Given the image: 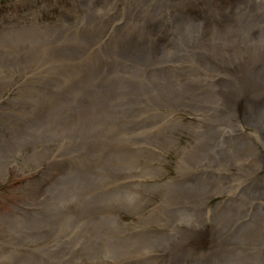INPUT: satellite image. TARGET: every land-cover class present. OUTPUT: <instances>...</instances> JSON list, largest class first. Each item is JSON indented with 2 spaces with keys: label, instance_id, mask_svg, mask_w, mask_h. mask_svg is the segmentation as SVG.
I'll use <instances>...</instances> for the list:
<instances>
[{
  "label": "rangeland",
  "instance_id": "obj_1",
  "mask_svg": "<svg viewBox=\"0 0 264 264\" xmlns=\"http://www.w3.org/2000/svg\"><path fill=\"white\" fill-rule=\"evenodd\" d=\"M126 1L128 0H0V56L20 54L13 60L5 58L6 63L0 68L1 74L13 77L12 83L7 87L0 85V107L13 108L30 102L36 104L34 101L42 97V92L38 89L41 84L52 81L54 85L61 86L70 80L71 74L76 75L70 81V96L63 100L64 108L67 105L72 114L67 116L61 109V115L55 119L58 126L65 127L71 135H80L82 140L78 137L74 140H78L84 149L82 162H79L67 152L56 157L50 156L46 153V149H50L43 146L40 150L46 163L43 165L46 174L38 175L35 170L29 176L28 171L17 177L5 175L0 182V212L9 210V206L4 204L13 203L14 206L10 205V209L15 211V218L8 228V234L0 221V253L7 254L10 258L7 264H264V172H254L245 184L240 181L237 190L231 187L230 179H240L238 170L234 174H229L230 171L210 172L200 169L195 158L189 160L186 174L178 180L168 181L167 176L176 169L171 165L177 164L180 157L179 154H173V149L165 154L161 169L152 158V165L148 168L150 162H147L140 173L125 163L129 159L132 161L131 156H126L125 147L128 145L129 148L131 145L137 146L146 155L152 151L149 125L146 123L149 112L153 110L152 102L154 109L158 111L163 105H180V112L176 117L200 122L199 116L185 111L183 104L189 99L180 98L185 93L172 95L173 87H165L173 84L171 74L173 79H180L174 71H162L165 81L160 82L163 86L160 94L112 95L110 92L98 102L86 98L77 106L74 96L82 82L79 74L83 72L77 64H68L64 68L61 64L56 65L57 72L37 75L42 80L40 84L30 88L25 86L30 77H36L28 69L31 64L29 62L44 63L39 56L45 54L35 51V56H26L28 62L21 63L25 57L21 55L23 51L39 49L44 45L48 52L58 51L63 58H70L76 52L65 49L78 42L76 38L79 33L83 32L88 38L96 36V32L97 35L100 34L101 27L98 30L92 28L94 21L101 22L97 18L98 13L117 14L115 17L118 21L115 24L105 20L101 22L109 33L123 23L121 13H126ZM153 1L154 8H158L161 0ZM237 1L183 0L181 7L167 13L174 15L179 10L178 15L183 12L187 16L196 15L198 12L210 11L212 7H227ZM202 2L208 3L209 7L199 9ZM111 3L120 9L117 12L111 11L108 7ZM82 13L86 14L84 20L81 19ZM161 21L155 17L150 23L146 22V29L155 30L152 35L147 34L151 36L148 41L145 36L135 40L136 36L131 34L123 39L122 44L127 46L133 39L142 47L153 44L155 48H162L164 56L170 58L172 48L181 44V41H171L170 32L166 34V29L168 31L171 28L162 25ZM18 26L21 29L17 30ZM143 27L144 25L140 26V30ZM89 28L93 29L91 33L86 32ZM15 29L17 34H22L21 38L11 34ZM30 41L33 42L30 44ZM97 46L98 44L93 45L94 48ZM102 47L104 43L101 44L100 48ZM164 48L167 49V54ZM104 53L101 51L98 54L102 66L107 63ZM79 55L87 62L94 52L85 47ZM46 61L48 64L51 62ZM53 68L55 66L51 69ZM41 69L50 67L41 66ZM8 89L19 91L14 102L8 99L13 95V92H5ZM193 104L198 106L197 102ZM6 111L10 113L12 122L19 126V132L42 139V131L47 124L46 115H49L46 111H37L30 119L22 115L16 118L15 113ZM21 118L36 123L37 129L33 134ZM122 125L134 128L124 133L123 136L127 139L123 145L118 146L117 151L114 146L101 142V131ZM231 126L237 132L245 134L238 123ZM0 129L5 134V129ZM54 130L59 131L56 128ZM216 133H224L223 127L211 129L206 136L211 137ZM65 138L57 137V145L51 147L52 152L63 151L67 147ZM244 138L246 139V135ZM136 140L140 142L137 144ZM184 140V135H180L179 144H184ZM192 145H195L194 142ZM242 145L243 143L237 144L231 139L226 141L225 138L220 143L222 149L231 148L232 153L236 154L238 150L240 153L245 152L247 146ZM120 152L122 156L116 158ZM33 154L39 159L41 152H35L30 145H23L20 154L15 155L14 160L11 159L9 163L14 162L13 165L21 167L25 164L26 155L30 157ZM219 158L227 162L229 154L223 150ZM259 163V160H255L253 167ZM80 166L81 176L74 180L69 170ZM218 166L221 168L223 164ZM122 171L128 173L123 185L118 182L113 185L106 193L108 198L106 195L98 197V192L88 190L89 187L92 190L101 187L105 193V180L112 175L116 177ZM153 172L155 175H152ZM57 182L61 187L72 185L75 188L70 199L65 197ZM169 182L174 183V186ZM13 184L23 188H13L11 193H7L11 191L8 186ZM20 200L24 202H19ZM27 200L33 201L32 207L25 204ZM210 232L213 233V239ZM158 235L162 239H158ZM168 240L173 243L169 252L159 247L158 242ZM213 241L215 245L212 244ZM188 246L193 247L196 253H184ZM157 248L162 251L161 257ZM146 255L154 257L150 259ZM178 255L181 260L176 257Z\"/></svg>",
  "mask_w": 264,
  "mask_h": 264
},
{
  "label": "bare ground",
  "instance_id": "obj_2",
  "mask_svg": "<svg viewBox=\"0 0 264 264\" xmlns=\"http://www.w3.org/2000/svg\"><path fill=\"white\" fill-rule=\"evenodd\" d=\"M125 3L127 4L126 13H121L123 23L109 33V30L101 22L105 20L115 24L118 21V18L115 17L117 14L113 12L98 13L97 18L101 22L94 21L92 28L98 30L101 27L100 34L97 35L96 32V36L92 35L91 38H88L83 32L79 33L76 38L78 42L73 47L65 49H73L76 52L70 58H63L58 51L48 52L44 45L39 49L23 51L21 55L25 57L21 63L28 62L26 56L32 54L35 56V51L39 54H45L39 56L44 63L29 62L31 64L28 69L36 77H30L29 83H26L25 86L30 88L40 84L42 80L37 75L43 73L50 75L52 72H57L56 65L61 64L64 68L68 64H77L83 70L79 74L82 82L78 87L76 96H74L75 106H77L86 98L98 102L110 92L112 95L160 94L163 89L160 82L165 81L161 73L164 70H172L180 79H173L171 74L170 78L173 84L165 85V87H173L172 95L185 93L180 97L189 99L187 103L183 104L185 111L199 116L200 122H192L191 119L186 121L184 118L176 117L180 112L178 108L180 105L174 103L163 105V108L158 111L154 109V102H152L151 108L153 107V110L149 112L146 121L151 135L152 151L146 155L145 152L137 149V146L131 145L129 148L128 145L125 147V152L126 156L132 157V161L129 159V162H125L126 165L133 167L135 172L140 173L142 166L150 162L152 158L161 169L165 154L173 149V154H179L180 157L177 164L171 165V167L175 166L176 169L173 173L170 171L172 174L169 173L167 176L168 181L178 180L180 176L186 174L189 160L195 158V163L200 166V169L210 172L230 171L229 174H234L238 170L240 179L237 177L230 179L231 187L234 189H237L240 181L245 184L254 172H264L262 170L264 168V0L237 1L227 7H212L210 11H202L189 16L185 12L178 15L179 10L174 15L167 13L171 9L181 7L183 0H161L158 3V8H154L153 0L150 2L147 0H128ZM108 7L114 12L120 9L112 3ZM208 7L206 2L199 5V9L203 10ZM81 15L82 20L86 19V14L82 13ZM155 17L162 20V25L171 28L168 31L166 29V34L170 32L171 41L175 39L181 41V44L172 48L170 58L164 56L162 48H155L153 44L142 47L139 46L140 43H135V40L141 36H145L146 41L151 38L149 35H152L155 30L146 29V22L150 23ZM164 18H168V20ZM142 25L144 27L140 30ZM92 28L86 32L91 33ZM16 29L19 30L21 27L18 26ZM16 29L11 34L21 38L22 34H17ZM131 34L136 36L135 40H131L127 46L122 44ZM32 42L30 41V44ZM99 43H104V47L100 48L101 44ZM97 44L98 46L94 48L93 45ZM85 47L91 48L94 52V55L87 62L79 55L81 49ZM164 50L167 54V49L164 48ZM101 51H104L107 56L105 66L101 65L102 60L98 56ZM19 55L0 56V68L6 63L5 58L13 60ZM46 60L51 61L50 64ZM58 60L59 62H57ZM41 66H47L50 69L42 70ZM54 66L55 68L51 69ZM75 77L76 75L71 74L70 80L61 86L54 85L52 81L46 82L45 85L41 84L38 89L42 92V97L34 101L36 104L30 102L19 107L16 105L13 108L0 107V127L5 129V134L0 129V182L4 180L6 174L17 177L28 171L29 176L35 170L38 175L46 174L43 170V165L46 163L43 159L42 150H40L43 146L50 149H46V153L50 156L56 157L62 155V152H67L82 162L84 149L78 140H74L77 137L81 139L80 135H71L65 127L58 126L55 119L56 116L61 115V109L67 116L72 114L67 109V105L64 108L63 100L66 96H70V81ZM106 77L108 80H105ZM12 81V76L3 75L0 72V85L7 87ZM5 92L9 94L13 92L12 97L8 98L12 102L15 101L19 93L16 89H8ZM194 102H197L198 106L194 105ZM6 110L15 113L16 118H20L22 115L26 119L34 117L37 111H46L49 115H46L47 124L42 131V139L27 136L22 131L19 132V126L12 122L9 117L11 115ZM21 120L33 134L37 129L36 123L22 118ZM236 123L239 124L245 134L237 132L238 130L231 126V124ZM220 126L223 127L224 133H216L211 137L206 136L211 129ZM55 128L59 131H55ZM133 128L130 125H122L103 130L101 131V142L114 146V150L117 151L118 146L123 145L127 139L123 136L124 133L133 130ZM182 134L185 137L184 144H179ZM244 135H246V139ZM58 136L66 137L65 144L68 145L63 151L52 152L51 147L57 145ZM223 138L226 141L234 140L237 144L243 143L242 146H247L245 152L240 153L238 150L236 154L232 153L231 148L222 149L220 143ZM61 139H59V145ZM139 142L140 140L135 141L137 144ZM192 142L195 145H192ZM23 145H30L35 152H41V155L39 159H36L34 154L33 157L26 155L25 164L16 167L13 165L14 162L10 164L9 161L14 160L13 157L20 154ZM223 150L229 154L227 162L219 158ZM180 151L183 153L181 154ZM139 153H141L140 157ZM120 156H122L121 152L116 158ZM255 160H259L260 163L253 167ZM134 163H136L137 168L134 167ZM218 164H223V167L220 168ZM151 165L150 162L148 168ZM44 168L47 169V166ZM81 171L82 166L71 168L69 170V173L72 174L71 178L74 177V180H78ZM117 174L119 175L116 177L112 175L105 180V193L101 187L95 190L89 187L88 190L98 192V197L106 195L108 198L109 195L106 193L117 182L123 185V180L128 173L122 171V173ZM152 175H155V172ZM64 181L66 180H62V182ZM169 183L174 186V183ZM13 188L21 190L23 186H16L15 184L8 186L11 191H7V193H11ZM60 188L67 199L71 198L72 191H76L72 185L60 186ZM100 192L102 194H99ZM18 193L19 191H17ZM23 200L19 202H24ZM32 202V200H27L25 204L32 207ZM4 205H8L9 210L0 212V221L4 231L8 234V228L15 218V211L10 209V205L14 206L13 203L8 202ZM75 205L81 208L78 203ZM201 231L205 235L207 234L205 230L201 229ZM209 235L212 239L214 238L212 232ZM158 239H162V236L158 235ZM158 242L159 247L167 251L173 247L171 240ZM212 244L215 245V241ZM156 250L161 257L162 251L158 248ZM184 253L194 254L196 251L193 247L188 246ZM146 257L152 259L154 256L146 255ZM176 257L181 260L180 255ZM9 259L7 254L0 253V264H7Z\"/></svg>",
  "mask_w": 264,
  "mask_h": 264
}]
</instances>
